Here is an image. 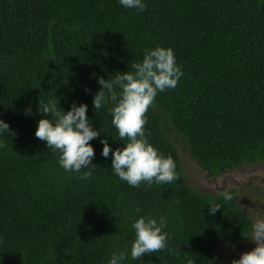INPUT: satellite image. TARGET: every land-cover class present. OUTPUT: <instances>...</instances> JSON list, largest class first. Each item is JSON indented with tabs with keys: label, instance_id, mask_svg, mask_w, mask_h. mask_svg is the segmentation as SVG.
<instances>
[{
	"label": "trees",
	"instance_id": "1",
	"mask_svg": "<svg viewBox=\"0 0 264 264\" xmlns=\"http://www.w3.org/2000/svg\"><path fill=\"white\" fill-rule=\"evenodd\" d=\"M143 12L120 0H0V264H222V250L241 244L255 222L238 190L205 193L185 180L182 154L210 177L264 163V0H143ZM172 48L183 76L158 93L145 135L180 178L132 187L112 169L126 147L109 102L93 99L105 80L132 70L145 49ZM119 92V89H117ZM40 99L61 110L87 104L100 136L91 178L69 173L60 152L35 133ZM31 108V114L26 111ZM87 170V169H86ZM233 196L225 200L223 193ZM212 204L220 205L215 215ZM141 209L136 212V208ZM140 216L166 221L165 250L131 259Z\"/></svg>",
	"mask_w": 264,
	"mask_h": 264
},
{
	"label": "clouds",
	"instance_id": "2",
	"mask_svg": "<svg viewBox=\"0 0 264 264\" xmlns=\"http://www.w3.org/2000/svg\"><path fill=\"white\" fill-rule=\"evenodd\" d=\"M120 4L139 12L147 8L143 0H120ZM131 69L117 73L111 79L100 77L98 80L102 87L94 96V108L98 111L112 102L115 105L110 109L112 124L118 130L120 139L128 141L126 147L112 152L108 139L105 138L101 141L104 145L101 155L107 158L112 153L111 167L114 173L132 187H140L142 183H147L148 187L153 183L171 184L180 178L176 171L177 164L171 154L165 157L149 143L145 135L146 114L155 105L158 93L177 87L183 71L177 65L174 50L161 46L145 49L142 62H133ZM38 111L50 118L39 121L36 138L45 141L49 149L59 150V164L65 171L83 172L78 177L82 180L91 178L97 165L93 163L95 149L89 142L98 138L103 130H96L89 122L88 105L77 106L74 102L71 110L65 112L57 106L56 101L49 100L45 103L40 99ZM26 114H31L30 107ZM5 133L13 137L16 135L9 124L0 119V135ZM0 147H7V144L0 140ZM223 196L228 201L233 199L227 191ZM219 209L220 205L212 204L209 214L215 215ZM140 211L137 207L136 212ZM166 226L164 217H160L159 222L151 216L136 219L131 225L135 230L131 259L139 260L145 254L152 255L165 250L170 239L169 233L164 231ZM251 239L256 247L244 252L239 259H234L232 264H264V221L255 225ZM127 255L125 251L113 252L108 264H122Z\"/></svg>",
	"mask_w": 264,
	"mask_h": 264
},
{
	"label": "rangeland",
	"instance_id": "3",
	"mask_svg": "<svg viewBox=\"0 0 264 264\" xmlns=\"http://www.w3.org/2000/svg\"><path fill=\"white\" fill-rule=\"evenodd\" d=\"M186 182L205 193H218L237 189L239 201L253 217L255 225L264 221V163L245 165L221 177H210L189 155L182 154ZM251 235L239 245L222 250V264H232L246 252L256 247Z\"/></svg>",
	"mask_w": 264,
	"mask_h": 264
}]
</instances>
